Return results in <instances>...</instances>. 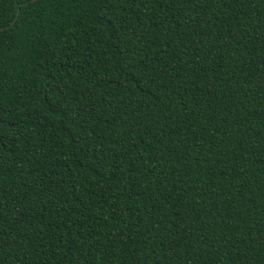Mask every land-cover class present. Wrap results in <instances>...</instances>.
I'll list each match as a JSON object with an SVG mask.
<instances>
[{
    "label": "trees",
    "instance_id": "obj_1",
    "mask_svg": "<svg viewBox=\"0 0 264 264\" xmlns=\"http://www.w3.org/2000/svg\"><path fill=\"white\" fill-rule=\"evenodd\" d=\"M0 264H264V0H0Z\"/></svg>",
    "mask_w": 264,
    "mask_h": 264
},
{
    "label": "water",
    "instance_id": "obj_2",
    "mask_svg": "<svg viewBox=\"0 0 264 264\" xmlns=\"http://www.w3.org/2000/svg\"><path fill=\"white\" fill-rule=\"evenodd\" d=\"M31 1H36V0H31Z\"/></svg>",
    "mask_w": 264,
    "mask_h": 264
}]
</instances>
